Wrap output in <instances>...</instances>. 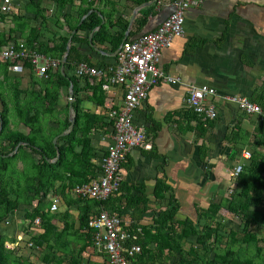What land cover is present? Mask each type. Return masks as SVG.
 <instances>
[{
    "label": "crops",
    "instance_id": "1",
    "mask_svg": "<svg viewBox=\"0 0 264 264\" xmlns=\"http://www.w3.org/2000/svg\"><path fill=\"white\" fill-rule=\"evenodd\" d=\"M15 1L19 6L14 14L22 19L18 18L16 22L14 14L10 17H0V47L7 45L9 41H16L18 44L24 42L30 49H37L38 46L33 47L28 42L35 38L33 40L35 44L42 43L51 52L57 53L58 47L63 43L60 40L69 37L67 50L70 51L71 45H74L77 48V55L84 59L82 61L91 66L106 68L115 64L116 53L123 42L156 30L173 12L176 0H74L60 11L58 0ZM87 7L91 8L90 11L83 14ZM40 8L44 9L45 17L38 13ZM91 12L94 13V21L100 18V24L93 30L78 29L76 26L85 19L91 21L88 19ZM23 23H27L24 30L20 28ZM31 28L34 32L30 30ZM101 28H106L104 34L106 39L103 42L95 37ZM75 34L81 41L72 42ZM37 50L40 51L39 48ZM9 65V61L0 58V93L7 96V101L10 100L8 103L11 128L29 135L31 129L27 122L35 109L28 110L24 119L20 116L15 118L17 114L15 109L25 103L24 90L33 87L40 89L36 79L44 76L36 74L29 59L23 62V73L11 71ZM72 65L75 73L77 64ZM159 67L181 81L179 83L162 81L151 87L147 97L134 112V124L147 134L152 148L135 147L127 152L122 167L123 183L131 189L129 193L127 192L129 197L118 201L119 193L105 208L121 218L128 232H138L140 236H143L142 226H155L157 211L165 209L172 195L178 202L177 219H189L198 224L202 209L208 208L212 203H225L229 198V189L236 186L237 182L233 176L235 166L239 163L246 166L249 163V159L243 158V151L249 149L253 152L257 149L264 153V145L258 142L257 133V128L262 123L260 116L245 113L237 103L226 99L229 95H239L258 104L261 99L264 84V0H196L186 12L183 35L176 38L170 47L162 50ZM51 71L56 72L52 69ZM64 71L61 70L62 73ZM13 77L20 83L19 100L11 96L13 95L11 83L15 81ZM86 79L90 80L87 84ZM103 81L102 77L93 80L88 77L81 78L78 84L79 97L85 112L101 115L108 121V111L112 107H119L124 90L122 86L117 85L105 91L102 88ZM96 84L101 85L102 91L95 94ZM71 85L73 86L71 83L69 88L61 89L57 109L47 115L50 116L48 121L52 128L48 133L59 130L65 120ZM202 86L213 87L217 92L207 99L208 103L214 104L217 111V117L214 119L200 117L188 105L187 98L191 87ZM69 116L71 118L70 102ZM73 116L75 118L74 114ZM233 132L238 133L233 135ZM68 133L69 130L54 137L57 156L52 161L58 160L61 156L59 146L63 141H58V138ZM89 137L90 154H93L91 163L73 167L77 170L84 169L82 179L88 181L100 174L99 157L105 154L108 146L112 144L113 127L105 125L93 129ZM23 144L25 143L21 142L18 146ZM25 150L30 151L28 148ZM81 150V146H77L76 154ZM76 156L81 160L78 155H74L76 162H78ZM69 159H72V156ZM25 164L23 158L17 160L19 168L24 169ZM72 175L70 170L65 171L61 178L56 179L54 188L45 196L47 207L42 217L45 224L52 226L49 230L54 232L55 238L57 234V239L52 242L54 251L58 256H63L62 264H76V261L72 263L73 258L78 259L80 264H105L106 253L93 244L92 236L89 237L91 241L87 240L84 225L81 223L80 216L88 209L89 204L82 200L78 202L80 197L73 192L77 185L88 181L71 183ZM159 182H164L171 188L165 192L162 199L156 196ZM63 183L66 188L63 191L60 189L56 191ZM55 197L60 200L59 208L52 211L51 206ZM133 199L134 206L127 209L125 204ZM69 200L74 202L69 204ZM146 203L147 209L142 211V206ZM19 208L25 210L24 206ZM99 209L100 207L91 205L87 211L88 219L92 214L99 212ZM11 211H14L13 214L10 213L11 221L0 224L3 232L0 236L8 237L5 246L7 248L14 245L13 250L7 248V251L14 252V249L21 245L19 239L24 238V233L22 236L10 234L15 226L14 217L17 209ZM222 212L230 213L226 208H222L220 214ZM227 213L223 216L232 219L231 214ZM21 222L29 233L27 227L30 220L24 215ZM42 226L40 224L37 230L41 231L40 233L44 232ZM92 230L94 231L93 228ZM10 235L16 240H11ZM155 244L150 242L147 248L152 249ZM151 251L142 258L139 255L135 256L133 264H177L181 258L180 253L165 251L159 255L155 254V250ZM45 254L43 245L38 250L37 258L43 261L42 257ZM37 258L36 261L32 258L30 261L39 264ZM43 263L51 264L45 261Z\"/></svg>",
    "mask_w": 264,
    "mask_h": 264
},
{
    "label": "trees",
    "instance_id": "2",
    "mask_svg": "<svg viewBox=\"0 0 264 264\" xmlns=\"http://www.w3.org/2000/svg\"><path fill=\"white\" fill-rule=\"evenodd\" d=\"M33 1V0H32ZM74 0H58V11L65 7L66 4H72ZM38 6V4H32ZM40 7V5H39ZM90 7L83 10V14L90 11ZM38 13L44 16V9L40 8ZM36 15V13H35ZM4 15H0L2 18ZM16 22L17 19H22L19 15H13ZM37 16V15H36ZM45 17V16H44ZM94 13L91 12L88 19L81 22L76 27L83 30H93L100 24V18L96 21L93 20ZM27 23H23L20 27L24 30ZM34 32V29L31 28ZM106 28H101L95 37L97 36L100 42L106 39L104 35ZM29 40V45L35 47L38 46L40 51L60 60L63 59L68 46L69 37L62 38L60 41L63 43L58 47L57 53L51 52L44 44H35V41ZM81 41V38L75 34L73 41ZM37 48V49H38ZM57 54V56H54ZM77 48L71 45L70 51L67 55L65 63V71L62 73L60 67L56 72L51 70L48 72L47 77L44 79L37 78V83L40 85V89H26L24 90L25 103L22 107H16V115L21 119L26 117L27 111L31 108L35 109L33 114L29 115V121L27 125L31 129L29 135L22 133L17 129H12L10 126V108L7 96L0 93L2 108L0 109L1 118L3 120V128L0 132V182L5 184L4 188L0 189V224L9 220L11 210H16L20 206H24V215L30 220L27 229L30 231V224H32L36 217H40L41 225L44 228V232L36 231L33 234L29 232L30 241L34 247L38 250L45 245L46 254L43 255V261L51 264H62L63 256L56 254L53 240L57 239L49 229L52 227L50 224H45L42 217L46 211L45 196L50 189L54 188L55 181L61 178L65 171H71L73 174L70 177V181L85 182L88 179H82L84 172L77 170L78 164L83 165L91 163L93 154H90L91 138L89 133L93 129L110 125L112 122L109 120L108 115L106 121L103 116L98 114H92L85 112L81 107V101L79 97L80 88L78 87L81 80L75 73H73L72 63L80 62L84 59L79 57ZM8 65V64H7ZM31 66V65H30ZM32 73H34L33 67H31ZM75 71V70H74ZM84 77L83 79H85ZM11 83V92L9 94L19 100L20 91L19 81ZM19 79V78H18ZM43 80V81H42ZM90 80L86 79V84ZM73 84L74 101L72 103V112L75 115V125L70 131L71 118L69 116V100L66 107V116L61 128L56 132L52 131L47 116L48 113H53L57 109V103L60 97V91L63 87L69 88L70 84ZM101 90V85L96 84L94 93L96 94ZM102 91V90H101ZM261 99L259 101L260 106L264 110V84L261 90ZM17 102V100H15ZM191 112H193L191 110ZM55 116L57 113L54 114ZM68 134L60 136L58 141H63L59 146L61 156L58 160L52 161L57 156V147L54 144V137L59 133L68 131ZM236 135L238 132H233ZM259 134L258 142L264 145V121L260 123L257 128ZM147 135V134H146ZM25 143L19 145V143ZM59 143V142H58ZM77 146H81L82 150L76 154ZM28 148L30 151H26ZM17 149V151H15ZM107 152V150H106ZM105 152V154H106ZM36 155L39 157L37 158ZM74 155H78L81 160L76 156L78 162L74 160ZM72 156V159L69 157ZM102 155L99 157L101 158ZM23 158L26 161L25 168L21 169L17 165V160ZM88 167V166H87ZM8 169L11 170V175L5 176ZM87 171V168H85ZM17 171V175L14 171ZM100 172V168H99ZM236 186H232L229 190V198L225 203H212L208 208L200 211V220L198 224H194L189 219L179 220L177 219L178 202L176 198L171 196L169 202L166 204L165 209L158 210L154 219L155 226H142L143 236H140L138 232L132 233V239L128 240V244H139L141 246V252H139L140 258L145 257L146 254H150L155 250V254H163L165 251L168 253H180L181 258L177 264H264V153L253 150L249 159V163L244 166L243 171L235 178ZM77 184V183H76ZM66 188L65 184H61L56 191H63ZM60 189V190H58ZM161 190V191H160ZM164 182H159L156 190V196L158 199L164 198L165 192L170 191ZM131 189L127 184L122 183L119 191L109 196L106 200H88V198H78V202L85 201L89 204L88 209L81 214V223L84 225L86 231V238L91 241L89 237L92 236V228L89 226V219L87 211L90 206L96 205L97 207L106 208L107 204L113 199L114 196L120 193L118 201H122L123 198L129 197ZM5 195V196H4ZM8 195H13L11 197ZM134 195V194H133ZM131 195V196H133ZM130 196V197H131ZM37 200V204L34 202ZM116 201V200H115ZM117 201V202H118ZM74 200H69V204H72ZM134 199L131 202H127L125 206L127 209L133 207ZM34 205V206H33ZM146 205L142 206V211L147 209ZM139 207H134L138 209ZM226 208L233 218H238L241 223L240 229H234L226 223V217L220 214V210ZM18 210V209H17ZM120 211H122L120 209ZM119 212V211H118ZM232 218V219H233ZM135 227V226H134ZM55 231V228H54ZM32 232V230H31ZM262 232V233H261ZM59 235V233H58ZM7 236H0V264H36L27 259H22L20 256H16L14 252L7 251L5 246ZM11 240L15 241L16 238L12 236ZM53 242V243H52ZM150 242H155V247L147 248ZM46 243V244H45ZM189 244V245H188ZM188 245V247H186ZM47 246V247H46ZM156 256V255H154ZM136 257H131V262ZM72 263L80 264L78 259L73 258Z\"/></svg>",
    "mask_w": 264,
    "mask_h": 264
},
{
    "label": "built area",
    "instance_id": "3",
    "mask_svg": "<svg viewBox=\"0 0 264 264\" xmlns=\"http://www.w3.org/2000/svg\"><path fill=\"white\" fill-rule=\"evenodd\" d=\"M195 3L196 0H176L173 12L156 30L122 43L115 64L102 68L91 66L84 61L77 63L75 74L78 77H88L92 80L102 77V88L105 91L117 85L122 86L124 90L119 107H112L108 111V118L113 127V141L106 154L100 158V174L86 183L77 185L73 189L77 196L103 201L116 194L124 181L122 163L127 152L135 147L152 148L146 133L134 124V112L147 97L151 87L162 81H181L162 70L159 62L162 50L170 47L176 38L183 35L186 12ZM18 6L17 1L0 0V14L10 17L17 12ZM0 58L9 61L10 70L16 73L24 72L23 62L29 59L36 74L44 77L48 76L49 70H57L62 65L61 60L37 49H30L24 42L18 44L16 41H9L7 45L0 47ZM190 90L187 98L189 107L202 118H216L214 104L207 102L208 97L216 95L215 88L202 86L191 87ZM226 99L237 103L245 113L259 115L261 121H264V110L260 104L239 95H229ZM251 155L249 149L242 153L244 159H250ZM243 168L244 163L235 166L234 178ZM59 203L60 200L55 197L51 210H57ZM32 224L30 229L37 231L41 224L40 217H36ZM89 226L94 229L93 244L106 253L105 264H132L130 258L141 252L139 244L127 243L132 239V233L123 226L121 218L110 210L100 207L99 212L89 218ZM28 244L33 245L30 241Z\"/></svg>",
    "mask_w": 264,
    "mask_h": 264
},
{
    "label": "rangeland",
    "instance_id": "4",
    "mask_svg": "<svg viewBox=\"0 0 264 264\" xmlns=\"http://www.w3.org/2000/svg\"><path fill=\"white\" fill-rule=\"evenodd\" d=\"M15 1V0H14ZM16 2V1H15ZM2 108V103L0 101V109ZM13 114V112H12ZM15 118H18L17 115H15ZM6 175L5 176H9V174L11 175V170L8 169V171L5 173ZM14 174L17 175V171L15 170L14 171ZM5 187V184L2 182H0V189L1 188H4ZM5 196V195H4ZM11 196V197H14L13 195H8V197ZM15 198V197H14ZM18 210L15 211V217H14V227H13V230L10 232L11 233H14L13 235L16 236L17 234L19 236H22V233H24V238L23 239H19L21 245H18L15 249H14V254H16V256H20L22 259H29L31 260V258L33 260L36 261V258L38 257V249L36 247H34V245H30L28 244V242L30 241L29 237L31 236L28 232H26L27 230L25 229L26 226L21 222L24 218V211L20 208H17ZM224 211V210H223ZM227 212H222L221 215L225 214ZM227 214H230V213H227ZM232 216V215H231ZM233 218V217H232ZM226 223L229 224L230 227L234 228V229H240L241 228V223L239 222L238 218H233V219H228L226 220ZM33 226H35L34 224H32ZM25 226V228H24ZM28 228V227H27ZM32 230V232L30 233H34V229H30ZM2 229H0V234H2ZM262 233V232H261ZM17 235V236H18ZM12 236V235H10ZM10 242V241H9ZM31 242V241H30ZM13 246H8V250H13ZM37 261L39 262V264H44L43 261L39 260L37 258Z\"/></svg>",
    "mask_w": 264,
    "mask_h": 264
},
{
    "label": "water",
    "instance_id": "5",
    "mask_svg": "<svg viewBox=\"0 0 264 264\" xmlns=\"http://www.w3.org/2000/svg\"><path fill=\"white\" fill-rule=\"evenodd\" d=\"M69 52V50H67L66 52V56L63 58V61H62V65H61V70L64 71L65 69V62H66V57H67V53ZM117 54V53H116ZM74 100V92H73V86L71 85V88H70V93H69V102H70V114H71V127L70 129L72 130L74 128V125H75V118L73 116V112H72V102ZM2 124H3V121L1 119V115H0V131L2 129ZM55 142H56V139H55ZM11 213L13 214L14 211H11Z\"/></svg>",
    "mask_w": 264,
    "mask_h": 264
},
{
    "label": "clouds",
    "instance_id": "6",
    "mask_svg": "<svg viewBox=\"0 0 264 264\" xmlns=\"http://www.w3.org/2000/svg\"><path fill=\"white\" fill-rule=\"evenodd\" d=\"M0 15H3V14H0ZM5 16V15H4ZM7 17V16H6Z\"/></svg>",
    "mask_w": 264,
    "mask_h": 264
}]
</instances>
